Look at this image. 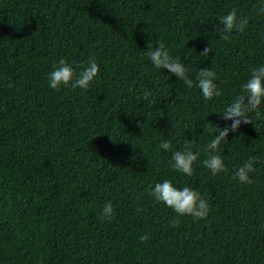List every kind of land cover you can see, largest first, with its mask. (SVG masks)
<instances>
[{
    "label": "trees",
    "instance_id": "trees-1",
    "mask_svg": "<svg viewBox=\"0 0 264 264\" xmlns=\"http://www.w3.org/2000/svg\"><path fill=\"white\" fill-rule=\"evenodd\" d=\"M261 9L264 0H0V264H264V104L221 143L226 171L203 165L216 135L204 126L232 123L221 114L264 65ZM233 10L249 23L225 40L220 18ZM150 41L165 43L192 88L154 67ZM61 59L77 75L94 59L100 73L86 91L54 90ZM201 68L216 73L211 101L196 86ZM189 149L191 176L171 167ZM250 157L244 184L234 174ZM164 180L198 192L207 217L151 195ZM109 201L114 216L101 220Z\"/></svg>",
    "mask_w": 264,
    "mask_h": 264
},
{
    "label": "clouds",
    "instance_id": "clouds-1",
    "mask_svg": "<svg viewBox=\"0 0 264 264\" xmlns=\"http://www.w3.org/2000/svg\"><path fill=\"white\" fill-rule=\"evenodd\" d=\"M264 12V9H261ZM249 23L247 17H237L235 10L229 12L220 18V29L225 40L229 39L233 32H243ZM147 57L157 69L168 70L171 74L183 81L188 88L193 87V80L188 75V69L178 60L174 59L163 41L159 42L158 47H154L151 41L148 43ZM211 53V47H206L201 56ZM100 67L94 59H90L88 66L84 68L78 75L74 73L73 68L65 59H61L55 66L54 70L49 73V86L58 90L61 87L70 86L72 89L88 90L91 83L98 77ZM216 73L209 68H201L197 74L196 86L201 90L202 96L206 101H211L214 97L220 96L221 92L215 84ZM150 93L145 92L144 98L147 99ZM261 104H264V65L255 67L251 70V77L242 85V94L237 96L230 106L226 107L221 114L223 120H230L232 123L224 128L218 125L214 127L212 124L204 126L205 132L216 133L213 139L205 145L206 159L203 165L209 169L212 175L226 171L222 157L218 154L221 149L220 145L225 141L230 132L239 130L242 124L253 123L249 118V113L257 111ZM195 144V141L190 142ZM160 147L164 150H170L169 141L161 143ZM198 159V153L193 151H175L172 155L171 167L175 171H179L186 175L193 174V164ZM255 158L250 157L249 160L234 174V178L241 183L251 184L249 173L255 171ZM153 195L158 201L163 202L171 208L179 216H191L195 220L205 219L209 213V205L206 200L201 198L200 194L190 187H184L182 190L174 187L171 181L164 180L162 183H156L151 189ZM114 216V208L109 201L103 207L101 220H111ZM178 221H174V226ZM141 241H147L148 235H142Z\"/></svg>",
    "mask_w": 264,
    "mask_h": 264
}]
</instances>
